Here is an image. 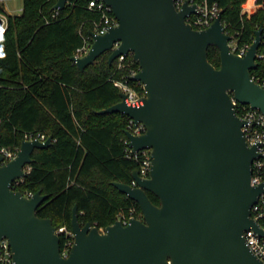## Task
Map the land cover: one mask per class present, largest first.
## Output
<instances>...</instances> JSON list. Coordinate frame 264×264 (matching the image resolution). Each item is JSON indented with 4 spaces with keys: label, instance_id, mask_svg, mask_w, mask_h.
Listing matches in <instances>:
<instances>
[{
    "label": "water",
    "instance_id": "obj_1",
    "mask_svg": "<svg viewBox=\"0 0 264 264\" xmlns=\"http://www.w3.org/2000/svg\"><path fill=\"white\" fill-rule=\"evenodd\" d=\"M101 1L119 24L105 34L91 31V49L72 61L84 71L111 52L109 64L129 54L139 63L131 80L143 84L144 104L129 106L121 92L120 102L97 113H122L146 127L143 134L126 135L133 152L152 150L150 178L136 169V186L113 182L140 205L143 218L128 224L118 219L101 231L91 222L82 225L75 205L74 243L65 257L61 232L37 214L48 195L13 189L35 162V150L49 148L53 136L25 139L12 160L0 154V241H10L14 264H264L244 236L251 228L261 232L252 218L264 191V184H252L253 162L261 155L248 145L233 101L264 113V87L251 73L263 28L242 56L232 48L223 11L198 30L188 21L199 12L190 0L181 7L180 0ZM69 2L58 0L54 10ZM211 46L220 50L219 68L209 60Z\"/></svg>",
    "mask_w": 264,
    "mask_h": 264
},
{
    "label": "trees",
    "instance_id": "obj_2",
    "mask_svg": "<svg viewBox=\"0 0 264 264\" xmlns=\"http://www.w3.org/2000/svg\"><path fill=\"white\" fill-rule=\"evenodd\" d=\"M190 1L223 11L226 31L240 47L251 45L263 28L258 67L251 73L264 81V0H257L261 6L251 15L244 12V5L254 10L256 0ZM57 2L24 0L22 13L9 15L8 28L0 37V150L18 152L25 139L53 136L49 148L35 150V162L13 189L27 196L39 190L48 195L38 216L69 231L75 205L82 225L91 222L105 229L122 214L143 218L140 205L113 185L132 184L139 168L126 150L131 118L97 113L121 101L114 80L127 78L131 70L139 72V63L129 54L121 66L119 59L109 64L111 52H106L80 70L72 57L91 36L101 14L89 8V0H70L64 10H54ZM209 60L220 67L217 46L209 48ZM130 83L145 93L139 82ZM148 194L160 205L156 195ZM73 241L74 237L61 235L62 249Z\"/></svg>",
    "mask_w": 264,
    "mask_h": 264
},
{
    "label": "built area",
    "instance_id": "obj_3",
    "mask_svg": "<svg viewBox=\"0 0 264 264\" xmlns=\"http://www.w3.org/2000/svg\"><path fill=\"white\" fill-rule=\"evenodd\" d=\"M89 8L93 9L101 14L99 20H94V29L92 30L96 34H105L112 27H115L119 24L117 18L114 16L112 9L104 1L101 0H89ZM7 0H0V37L6 31L9 25V15L10 14L6 8ZM183 0H180L177 5L181 7ZM257 3V0H256ZM198 14L191 15L188 20L193 25L194 28L198 30L207 29L212 25L217 16L220 13L219 8L214 5L209 7L207 3L198 5ZM94 39L92 36L85 37L84 44L82 47L78 48L75 55L76 57L85 56L92 47ZM234 42H236L234 44ZM119 44H116L117 47ZM233 50L244 56L248 51L250 45L239 46L237 40H233L232 43ZM126 56H121L119 58L120 66L124 63ZM138 72L136 70H131V73L122 79H115L114 84L117 86L122 93L126 94V103L132 107H140L144 104L145 93L142 94L136 87H134L130 81L131 77L136 75ZM255 80V78L253 77ZM257 81V80H255ZM136 82V81H135ZM264 87V81L260 82ZM141 84V83H140ZM143 85V84H141ZM144 88V87H143ZM233 101L236 108L237 115L245 122L243 126L244 136L250 147H257L258 153L261 155L256 158L253 162L252 169V184L257 186L264 184V113L258 109H252L249 105H244L239 103L233 97ZM1 121V120H0ZM128 131H131L134 134L140 135L146 131V127L140 123L135 125L133 119L130 120V124L127 128ZM33 138H40L46 140L45 135H39ZM128 137L125 140L127 146V156L129 158H134L139 162V172L140 176L143 178H150V171L152 166V150L144 149L139 152H133V149L129 146ZM0 154L5 156V162L12 160L17 152L7 150L5 148L0 150ZM132 185L136 186V181L133 179ZM134 212V210H132ZM130 217L125 215H120L119 220H122L124 224H128ZM252 218L259 225L261 232H257L254 229H249L244 232V236L247 244L250 246L251 250L258 256L261 260L264 261V191L258 197L256 203L252 207ZM101 231H104V228H100ZM58 231L61 232V235L68 234L71 237H74L73 231H69L66 227L58 228ZM73 242H69L64 249H62V254L67 257L70 253ZM0 264H14L13 251L8 239H2L0 241Z\"/></svg>",
    "mask_w": 264,
    "mask_h": 264
},
{
    "label": "rangeland",
    "instance_id": "obj_4",
    "mask_svg": "<svg viewBox=\"0 0 264 264\" xmlns=\"http://www.w3.org/2000/svg\"><path fill=\"white\" fill-rule=\"evenodd\" d=\"M23 5H24V0H7L6 8L10 14L19 15L23 11ZM255 5H256V8L254 10H250L246 8V6L244 5V12H247L248 14L254 13L261 6V5H258L257 3H255ZM235 43L236 42H234V44Z\"/></svg>",
    "mask_w": 264,
    "mask_h": 264
},
{
    "label": "crops",
    "instance_id": "obj_5",
    "mask_svg": "<svg viewBox=\"0 0 264 264\" xmlns=\"http://www.w3.org/2000/svg\"><path fill=\"white\" fill-rule=\"evenodd\" d=\"M251 14H252V13H251ZM251 14H250V15H251Z\"/></svg>",
    "mask_w": 264,
    "mask_h": 264
},
{
    "label": "flooded vegetation",
    "instance_id": "obj_6",
    "mask_svg": "<svg viewBox=\"0 0 264 264\" xmlns=\"http://www.w3.org/2000/svg\"><path fill=\"white\" fill-rule=\"evenodd\" d=\"M189 21V20H188Z\"/></svg>",
    "mask_w": 264,
    "mask_h": 264
}]
</instances>
